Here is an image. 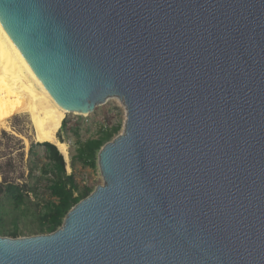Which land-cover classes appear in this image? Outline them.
Segmentation results:
<instances>
[{
	"label": "water",
	"instance_id": "obj_1",
	"mask_svg": "<svg viewBox=\"0 0 264 264\" xmlns=\"http://www.w3.org/2000/svg\"><path fill=\"white\" fill-rule=\"evenodd\" d=\"M0 22L63 108L127 111L101 186L1 235L0 264H264V0H0Z\"/></svg>",
	"mask_w": 264,
	"mask_h": 264
},
{
	"label": "rangeland",
	"instance_id": "obj_2",
	"mask_svg": "<svg viewBox=\"0 0 264 264\" xmlns=\"http://www.w3.org/2000/svg\"><path fill=\"white\" fill-rule=\"evenodd\" d=\"M126 120V107L119 98L107 100L89 115L70 113L65 119L66 127L62 129V126L59 131V136L70 148L68 174L73 173L71 158L76 155L80 144L97 137L105 128L122 125L121 132L116 136L118 137L123 133ZM49 163L44 144L37 143L34 139V130L28 116H16L0 127V203L4 206V226L14 227L16 222L20 226L35 219L36 213L50 200L48 187L51 176H42L40 173V169ZM75 176L83 189L90 188L94 191L103 182L99 165L97 169L78 165ZM5 182L14 185L27 183L32 186L34 192L30 193L23 208L15 209L8 203L2 191Z\"/></svg>",
	"mask_w": 264,
	"mask_h": 264
},
{
	"label": "trees",
	"instance_id": "obj_3",
	"mask_svg": "<svg viewBox=\"0 0 264 264\" xmlns=\"http://www.w3.org/2000/svg\"><path fill=\"white\" fill-rule=\"evenodd\" d=\"M67 125L64 120L62 129ZM122 125H117L103 129L97 137L80 144L77 148L76 155L71 158V168L73 173L68 174L67 163L64 156L59 152L56 146L45 143V149L50 159L49 165L40 169L42 176H51L50 185L48 187L50 200L47 201L41 210L36 213V221L38 224V234L47 235L56 232L64 224V220L68 213L79 202L87 198L93 190L90 188H82L78 182L75 171L77 166L83 168H98V155L101 149L121 132ZM61 139V137L59 136ZM62 140V139H61ZM31 179L33 172L31 171ZM2 191L8 203L15 209L23 208L26 199L33 193L31 185L24 183L23 185H14L5 182ZM4 206L0 203V236L7 234L13 238L20 236V227L18 222L12 231L6 230L4 227Z\"/></svg>",
	"mask_w": 264,
	"mask_h": 264
},
{
	"label": "bare ground",
	"instance_id": "obj_4",
	"mask_svg": "<svg viewBox=\"0 0 264 264\" xmlns=\"http://www.w3.org/2000/svg\"><path fill=\"white\" fill-rule=\"evenodd\" d=\"M70 113L50 94L0 22V127L16 116H28L35 141L56 146L69 161L70 148L59 131Z\"/></svg>",
	"mask_w": 264,
	"mask_h": 264
}]
</instances>
